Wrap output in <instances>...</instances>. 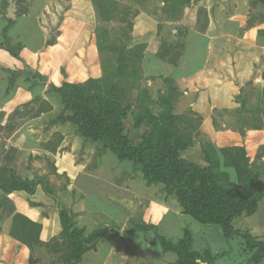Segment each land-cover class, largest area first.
<instances>
[{
  "label": "crops",
  "instance_id": "0c3cea01",
  "mask_svg": "<svg viewBox=\"0 0 264 264\" xmlns=\"http://www.w3.org/2000/svg\"><path fill=\"white\" fill-rule=\"evenodd\" d=\"M50 2L33 0L29 12L17 14L12 24L0 15L6 21L1 28L0 38L7 36L12 42L19 43L23 47L24 58L29 62L43 56L47 37L40 25L39 16ZM204 9L203 22L201 19L196 20L186 30L185 48L178 66L157 57L160 50L158 43L148 48L145 59L154 61L164 76L176 80L180 92L185 95V108L199 110L203 114V127L206 126L203 137L211 142L220 159V149L234 146L244 147L248 156L255 158L264 147V127L251 128L244 133L234 131L224 123L223 128L215 130L213 116L215 112L236 114L238 111L239 115L250 110L248 100L242 94L252 82L261 86L259 102L263 99L264 35H259L264 32V7L253 0H230L225 14L222 8L214 10L210 5L204 6ZM186 21V17H183L171 24L184 25ZM206 23L207 27L202 31ZM15 27L19 29L12 33ZM48 51L55 52V49L50 48ZM2 54L11 60L12 65H2L0 62V70L10 75L13 71L18 73L15 84L21 87L17 88L13 97L17 93H25L32 99L43 97L55 110L61 107L59 96L54 91L53 94L49 93L50 84L55 82L58 88L62 85L57 83L59 71H42L49 81L45 85L32 86L23 68L19 66V61L0 48V58ZM50 59L45 55L47 62ZM57 60L65 61V58L59 57ZM52 99L58 105L52 103ZM4 104L0 100V107ZM45 121L37 118L33 124H43ZM44 126L41 132H27L21 141L19 150L30 164H21L17 168V175L29 181L42 179L46 185L40 184L34 195L24 191L5 194L0 188V202L8 200L15 213L42 225L41 243L29 248L13 238L9 231L12 216L0 208V264H31L32 258L37 261L36 264H51L55 256L50 253L48 243L53 239L61 241L62 210L69 213L76 227L83 230L86 237L100 229L108 230L96 250L86 253L83 260L76 264H176L178 256L162 249L156 233L176 242L183 238L185 230H189L194 243L200 236L208 234L209 229L206 228L210 227L200 225V229L195 230L194 221L197 220L184 213L177 198L168 195L164 185H148L143 174L135 171L132 162L120 161L111 151L103 150L100 143L82 137L71 123ZM34 131L31 129V132ZM203 137L200 136L198 140L195 138L193 144L194 153L199 155L203 149L199 140ZM224 170L229 174L231 182L237 184L235 169ZM259 214L257 212L254 216ZM254 216L239 217L234 220L233 226L239 232H249L263 240L253 234L254 231L251 233L252 224H247L246 219ZM261 216L260 223L264 220V212ZM136 225H153L156 229L138 231L131 240L125 239L124 234ZM232 239L241 240L239 253L242 255L245 252L244 240L241 237ZM202 245V250H195L204 253L210 249L214 256H226V252L214 249L208 242H202ZM220 258L214 261L204 259L199 264H219Z\"/></svg>",
  "mask_w": 264,
  "mask_h": 264
},
{
  "label": "rangeland",
  "instance_id": "374dc122",
  "mask_svg": "<svg viewBox=\"0 0 264 264\" xmlns=\"http://www.w3.org/2000/svg\"><path fill=\"white\" fill-rule=\"evenodd\" d=\"M9 1L0 0V15L7 21L10 20L8 17ZM50 1L52 2L39 16L40 25L47 37V44L43 48V56H40L38 60L29 62L24 58L23 47L19 43L12 42L7 36H4L3 39L0 38V41L3 42L0 48L19 61V66L23 68L27 80L31 74L27 73L26 67L31 69L33 76L41 77L40 83L29 80L32 86L47 84L48 77L46 74H42V71L44 73L59 71V82H57L59 84L70 83L85 89L88 94L115 98L125 111L126 132L136 144L141 143L153 133L152 118L167 111L164 98L169 99L174 107V112L182 118L179 127L193 136L194 144L195 138L198 140L200 136H204L206 126L203 127V114L199 110L185 108V95L180 92L176 80L175 82L166 81L170 77L164 76L157 69L158 66L154 61L145 59V53L148 48L155 45L154 43L159 44V52L161 46L167 44L170 47L167 59L176 58L185 48H183V44L187 28L194 25L196 20L201 19L203 22L204 6H213L214 10L222 8V13L225 14L224 11L230 4V0H189L180 12L175 10L173 13L167 8L178 7L171 0L168 1L166 8L164 7L165 0ZM15 2L18 9L17 14L29 12L33 4V0H15ZM253 2L264 7L257 0H253ZM107 11H111L112 16L106 14ZM200 12L202 15L199 18ZM183 17H186L187 20L184 25L171 24L182 20ZM4 19L0 18V32L6 22ZM171 19H175V21ZM257 19L260 20V18ZM17 29L19 27H15L12 33ZM259 36L263 35L260 33ZM36 41L37 39H35V44ZM143 45L145 49L141 47ZM138 47L141 48L138 50ZM50 48L55 49V52L50 53L48 51ZM17 55L20 59L17 58ZM45 55L51 57L49 62L45 60ZM59 57H64L65 61L57 60ZM0 62L2 65H12L11 60L4 54L1 55ZM17 77L16 71L10 75L7 71L0 70V100L2 104L9 101L0 107V179L12 175L18 176L17 168L21 164L26 166L27 162L30 164L24 153L19 150L20 143L27 132L37 133L38 130L40 132L43 130L42 126L44 125L63 123L64 121L59 120V117L68 115L63 112L61 104V107L55 110L43 97L32 99L25 93H17L13 97L17 88L21 87L20 85L17 87L15 84ZM54 83L50 84L49 93L51 94L55 88H58ZM198 85L200 84L198 83ZM172 87L177 88L178 92L173 93ZM260 87L252 82L244 89L245 92L242 96L244 95L248 100L250 110L239 115H237L238 111L236 114L234 112H224V114L215 112V117L213 116L214 129L223 128L222 124L224 123L230 129L244 133L251 128L262 129L264 127V96L259 102V97L262 95ZM51 102L57 104L54 99ZM253 107L255 109H252ZM37 118L46 121L43 124H33V120ZM31 129H35V131L31 132ZM199 142L202 145L211 144L204 137ZM193 147L194 145L188 150L182 151L181 156L204 167L206 162L203 154L194 153ZM249 161L255 174L251 185L254 189H258V194L264 195V147L260 149L257 157H249ZM224 169L223 171H225ZM261 202L258 211L260 216H254L246 221H248L247 224H252L250 232L254 231L253 234L259 235L264 241V220L260 223L261 214L264 212V199ZM0 208L8 216H12L11 229L9 230L11 235L13 219L19 213H15L8 200L1 201ZM194 225L193 228L199 230L200 225L204 226L205 224L194 221ZM205 226L210 227L206 228L209 229L208 234L195 240L194 249L202 250L204 246L202 242L203 244L208 242L214 249L226 252V256L218 260L219 264H248L246 252L242 255L239 253L241 240L225 238L220 226ZM220 234L221 236H219ZM56 247L61 251L53 258L51 264H71L68 261H60L68 252L57 244ZM243 261L245 263H242Z\"/></svg>",
  "mask_w": 264,
  "mask_h": 264
},
{
  "label": "trees",
  "instance_id": "16d2710c",
  "mask_svg": "<svg viewBox=\"0 0 264 264\" xmlns=\"http://www.w3.org/2000/svg\"><path fill=\"white\" fill-rule=\"evenodd\" d=\"M168 1L165 0V8ZM171 1L178 7L167 8L171 13L175 10L180 12L189 2V0ZM257 1L264 6V0ZM99 8L102 7L99 5ZM27 13L20 12V14ZM110 13L111 11L106 12V14ZM200 15H202L201 12L199 18ZM9 22L12 24L13 20L10 19ZM206 27L207 23L201 30L204 31ZM261 34L264 35V32ZM141 47L145 49L144 45ZM184 47L185 44H183ZM169 48V45L163 44L157 57L170 65L178 66L182 53L176 58L167 59ZM26 69L27 73L31 74L30 81L41 82L40 76H33L31 69L29 67ZM166 81L175 82L172 78ZM171 91L177 93L178 89L172 87ZM54 92L61 100L63 112L68 113L67 116L59 117V120L73 123L82 137L100 143L103 150L111 151L120 161L132 162L135 171L143 174L148 185H164L167 194L177 198L186 215L201 224L220 226L227 239L241 237L244 240L248 264L264 263V241L252 236L249 232H239L233 226L235 219L257 214L259 204L264 199V195L258 194V189H254L251 185L255 174L244 147L222 148L220 149L222 159H220L214 146L205 144L202 153L207 167H203L181 156L182 151L193 146L194 138L180 129L179 124L182 123V118L174 112L169 99H163L167 105V111L152 118L153 133L141 143L136 144L126 132L125 111L115 98L88 94L85 89L70 83L55 88ZM223 168L235 169L238 177L237 184L231 182L229 174L223 171ZM40 184L45 186L46 182L42 179L23 180L14 175L0 179V188L5 194L24 191L34 195ZM60 219L63 227L61 241L53 239L48 243V248L54 256L61 251L56 244L65 248L68 253L60 259L63 262L68 261L71 264L81 262L86 253L96 250L108 231L100 229L86 237L84 231L76 227L74 219L67 211L60 212ZM155 229L153 225H136L133 230L126 232L124 237L131 240L137 231ZM41 231V224L33 222L22 214L15 215L11 236L19 242L33 248L41 243ZM156 238L165 252H174L178 256L176 264H199V261L204 259L214 261L224 256V254L214 256L210 249L204 253L196 251L193 236L189 230H185L183 238L176 242L157 233ZM35 261L32 258L31 264H36Z\"/></svg>",
  "mask_w": 264,
  "mask_h": 264
},
{
  "label": "water",
  "instance_id": "95a60500",
  "mask_svg": "<svg viewBox=\"0 0 264 264\" xmlns=\"http://www.w3.org/2000/svg\"><path fill=\"white\" fill-rule=\"evenodd\" d=\"M9 2H10V7L8 9V17L10 19H15L17 17V12H18L17 4L15 0H10Z\"/></svg>",
  "mask_w": 264,
  "mask_h": 264
}]
</instances>
